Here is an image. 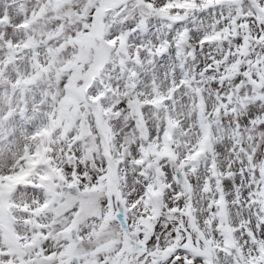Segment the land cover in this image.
Masks as SVG:
<instances>
[{
  "label": "snow or ice",
  "instance_id": "6c2138e0",
  "mask_svg": "<svg viewBox=\"0 0 264 264\" xmlns=\"http://www.w3.org/2000/svg\"><path fill=\"white\" fill-rule=\"evenodd\" d=\"M0 264H264V0H0Z\"/></svg>",
  "mask_w": 264,
  "mask_h": 264
}]
</instances>
